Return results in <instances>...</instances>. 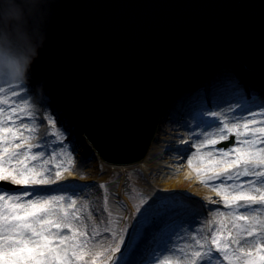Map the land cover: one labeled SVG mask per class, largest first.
Returning a JSON list of instances; mask_svg holds the SVG:
<instances>
[{
	"label": "water",
	"instance_id": "95a60500",
	"mask_svg": "<svg viewBox=\"0 0 264 264\" xmlns=\"http://www.w3.org/2000/svg\"><path fill=\"white\" fill-rule=\"evenodd\" d=\"M52 8L34 64L107 165L144 160L170 101L219 63L264 75V0H53Z\"/></svg>",
	"mask_w": 264,
	"mask_h": 264
},
{
	"label": "snow or ice",
	"instance_id": "6c2138e0",
	"mask_svg": "<svg viewBox=\"0 0 264 264\" xmlns=\"http://www.w3.org/2000/svg\"><path fill=\"white\" fill-rule=\"evenodd\" d=\"M4 92L0 88V93ZM16 95L12 93L13 97ZM20 99L24 107L0 95V105L6 106L0 107V181L22 186L0 185V264H89L85 257L90 258L91 264H97V258L103 264H118L113 254L120 252L123 238L114 239L115 246L94 244L92 237L100 233L92 214L78 216L76 200L45 194L60 190L59 186L39 187L58 181L60 170H67L66 165L71 166L73 160L65 154L67 159L56 162L53 171L52 157L43 159V152L31 151L36 147L29 143L36 130L35 120L32 125L17 123L19 114L33 117L27 110V101ZM257 106L259 113L244 108L251 119L224 123L214 136L204 133L205 138L193 145L197 152L188 157L189 167H193V157L199 162L194 171L201 183L208 184L220 197L212 202L223 203L227 211L217 208L215 220L208 221L205 233L192 234L191 243L171 249L166 243H157L147 259L145 250L136 242L127 245V264H152L165 252L170 255L160 264H264V119H255L257 115L264 117V97L259 98ZM48 123L54 128L51 135L62 140L55 122L48 119ZM26 131L29 135H25ZM230 135L235 137L234 146L215 149L218 142L228 140ZM206 146L213 147V151L201 152ZM253 205L257 207L253 209ZM104 231L116 236L108 227ZM250 237L253 239L249 240ZM97 248H102L103 253Z\"/></svg>",
	"mask_w": 264,
	"mask_h": 264
},
{
	"label": "rangeland",
	"instance_id": "374dc122",
	"mask_svg": "<svg viewBox=\"0 0 264 264\" xmlns=\"http://www.w3.org/2000/svg\"><path fill=\"white\" fill-rule=\"evenodd\" d=\"M227 64V62H223L224 70L220 68V70L214 71L215 74L212 76V83H217L218 77L224 78L225 81H227L226 88L221 94H206V92L203 94L202 89L195 90L191 93V101H188L190 105L201 104L202 107L197 111L195 121L190 128V136H188L189 139L186 141L188 147L180 146L168 151V156H173L174 153H176V156L180 155L177 160H179L180 164L182 163L181 165H184L185 169L196 179V183L192 185V188L196 189L195 196H187L181 192L164 194V187L162 184L158 183L155 176L153 177L151 171L145 173L142 170L135 171V169H133L128 173L125 172L122 176L120 173L112 174L109 180L102 181L101 177L106 175L107 168L110 167V165L96 158L92 152L88 154L86 166L80 169L76 168V143L78 142L76 136L78 137L82 131L80 127L76 125L73 118L74 124L71 126L68 123L69 121L71 122V114L67 115L64 112L58 114V112L54 110V106L52 105L55 103V96L52 93L48 90L47 93H41L40 98H37L36 92L33 90L37 88V86H32V90H30L31 95L27 98L25 96L28 95L25 94L26 90H22L23 88L21 89L20 84H16L9 86L13 91L2 94L8 96L10 100H15L16 104L22 101L20 99L22 97L23 100L27 101L28 105L37 108V110L35 109L32 111L33 117H30V119L35 118V126L40 123V128L38 127V135L40 138L35 139L33 145H36V147H33L31 151L43 152V159L52 157L53 164L51 167L53 171H55V163L66 160L67 156H65V154H70L73 163L71 166L66 165L67 170H60V179L54 181L51 185L39 187L42 189H56L59 186L60 190L45 194L63 195L76 200L75 208L78 216L87 217L89 213L92 214L95 227L100 233V235L92 237L94 244L100 243L105 247L108 244L115 246L113 240L119 241L123 238L124 243L120 245V252L113 254L118 264L126 263L128 259L127 245L131 246L135 242L139 245L142 239L148 237L145 231L148 227H154V222H152L154 216H166V221L173 219L171 220V224L170 222L168 223L169 226L158 228L156 238L151 240L152 243H149L150 245L145 252V259L147 258L148 252L156 247L157 243H166L167 247L170 249L179 248L186 243H191L192 234L199 235L205 233L209 227L208 221L215 220L214 213L217 208L222 212L227 211L223 203L212 202L219 201L220 197L216 195L208 184L201 183V177L194 171L195 167L200 166L196 158L193 157V167H189L188 165V157L193 156V154L197 152V149L194 148L193 145L205 138L204 133H210L214 136L216 129L223 127L224 123L232 124L237 120L242 121L244 119H251L252 117L249 115V111L256 113L260 111L257 104L261 96L254 90L246 89L237 78L235 70L232 68V70L228 71V67H226ZM40 80V87L43 86L46 88L48 83H50L46 76H42ZM0 86L2 87L4 85ZM13 92L17 95L12 98L10 93ZM42 106L45 107V111ZM245 107L248 108L249 111H244ZM213 113H216V115H212ZM170 116L171 115H168V117ZM190 116L191 114H185L183 118L189 120ZM48 119L55 122V130H59L62 133V140H56V138L51 135L54 128L49 125ZM255 119L262 120L264 117L257 115ZM165 122L167 124H172L174 120L168 118ZM181 131L179 127L173 130L175 133ZM231 137L234 136L230 135L228 140L218 142V144L214 146L215 149L221 148V144L230 141ZM209 151H213V147L206 146L201 149V152ZM75 169H77V171ZM72 174L77 175V177H70ZM88 177L98 181V184L93 186L87 193H83L81 192L80 185L84 182L82 183L81 180ZM241 179L243 180L246 178ZM119 181L120 187H117V191L115 188L116 185L119 186ZM210 183L217 184L219 181H211ZM101 185L104 187L101 188ZM151 188H158L160 196L157 198L152 197ZM252 207L255 209L257 206L253 205ZM191 213L196 214L194 220L198 222L195 224L191 226H181L177 222L176 219L179 215ZM97 217H99V220L96 219ZM85 223L88 222L85 221ZM105 227L114 231L116 236L113 238L111 231L105 232ZM212 227L214 228L215 225H212ZM88 232L89 236H91L90 228ZM248 239L251 240L253 238L250 237ZM96 251L103 253L102 248H97ZM169 255L170 253L165 252L163 256H159L158 260H154L152 264H160V262H162L165 257H169ZM85 259L89 260V264H91L89 257H85ZM97 264H103V262L97 258Z\"/></svg>",
	"mask_w": 264,
	"mask_h": 264
},
{
	"label": "bare ground",
	"instance_id": "6f19581e",
	"mask_svg": "<svg viewBox=\"0 0 264 264\" xmlns=\"http://www.w3.org/2000/svg\"><path fill=\"white\" fill-rule=\"evenodd\" d=\"M223 62H227L228 64L226 67H228V71L232 70V68L237 72H239V75H241L246 82H250V80H258V76L253 74L252 72H247L242 68V65L240 62H237L233 59H227ZM223 62L219 63L211 72L206 73L203 76H198L197 78L189 81L183 88L180 89L178 94L170 101V103L167 105L166 109L164 110L163 116L160 119V123L157 127L156 133L154 135V139L151 142L149 151L147 152L145 159L139 162L138 164L135 165H129V166H124V167H118V166H112L107 168V173L105 176L101 177L102 181H107L109 180L110 176L112 174H121V176L125 172H130L131 170L135 169L138 171H144L149 172L151 171L153 174V177L155 176L158 183L162 184L164 187V194H172L176 192H181L187 196H195L196 194V189L192 188V185L196 183V179L190 172L185 169L184 165H181L179 160L177 158L180 157L176 156V153L173 154V156H168V151L170 149H174L175 147H180V146H186V141L189 139L188 136H190V128L192 126V123L195 121L197 111L200 109L201 104L199 105H190L188 101H191V93L195 90L199 89H204L207 90V94H221V92L226 88V82L224 78L218 77V82L217 83H212V76H214V71L224 70L223 68ZM219 66V67H218ZM226 70V69H225ZM251 71V70H250ZM33 73L34 77L32 80L26 82V83H21L20 87L22 90H26L25 95L27 98L30 97L31 93L30 90L32 86H37V88H34L33 90L36 92L37 98L40 97L41 93H47L49 90L54 96H55V103L52 105L54 106V110L58 112H64L65 114L69 115L68 110L65 107L64 102L62 99L58 96L56 93L55 89L53 88V85L51 83H48V85L45 87H40V75L37 73V70L35 67H33ZM250 84V83H249ZM247 84V85H249ZM40 87V88H39ZM0 88L5 89V94L7 92L13 91L9 85H4L0 86ZM246 89H250L249 86L246 87ZM3 93H0L2 95ZM12 93H10V96ZM195 95V94H194ZM18 97V96H17ZM13 98V96H12ZM189 103V104H187ZM18 105L21 107H24L25 105L23 104L22 101H19ZM0 107H5L4 105H0ZM27 110L28 111H34L37 108L31 107L30 105L27 104ZM43 107V106H42ZM43 110L45 111V107H43ZM224 110V109H223ZM185 114H191L189 117V120L184 119L183 116ZM168 115H171L168 117ZM171 118L174 120L172 124H167L165 122L166 119ZM27 117L23 114H19V119L17 120V123L20 121H23V123L32 125L33 119ZM64 120V119H63ZM71 122L69 121L68 123L72 126L74 124L72 117L70 118ZM37 121V120H36ZM29 122V123H26ZM176 123V124H175ZM40 128V123L35 126V132H33L32 139L29 141V143H32L35 141V139L40 138L38 135V131ZM176 127H179L180 130H182L179 133L173 132V130L176 129ZM78 129V127L76 126ZM25 135H29V133L26 131ZM76 139H78V142L76 143L77 148H76V161H75V166L76 168L80 169L86 166V159L88 158V154L93 151L91 143L88 141L87 138L83 137V133H80L78 137L76 136ZM182 150V149H179ZM94 152V151H93ZM182 153V152H181ZM182 155V154H181ZM98 156H96L97 158ZM77 171V169H75ZM70 177L76 178L77 175L72 174ZM86 180L90 181L92 180L91 177H88L86 179L81 180V182H85ZM117 187H120V181H119V186L116 185V190L118 189ZM118 191V190H117ZM151 195L154 198H157L160 196L159 194V189L158 188H151ZM155 232L149 239L144 238L141 240V243L139 244L146 252L147 248L149 247V240H152L155 236ZM145 233L149 235L152 233L151 228H147ZM123 264H127L123 263Z\"/></svg>",
	"mask_w": 264,
	"mask_h": 264
},
{
	"label": "clouds",
	"instance_id": "9594fccd",
	"mask_svg": "<svg viewBox=\"0 0 264 264\" xmlns=\"http://www.w3.org/2000/svg\"><path fill=\"white\" fill-rule=\"evenodd\" d=\"M53 0H0V85L33 79V65L45 47Z\"/></svg>",
	"mask_w": 264,
	"mask_h": 264
}]
</instances>
